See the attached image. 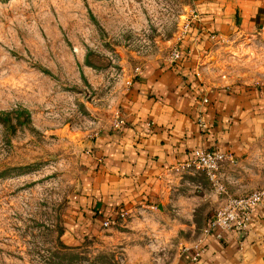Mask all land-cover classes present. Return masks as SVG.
Returning <instances> with one entry per match:
<instances>
[{
	"label": "rangeland",
	"instance_id": "374dc122",
	"mask_svg": "<svg viewBox=\"0 0 264 264\" xmlns=\"http://www.w3.org/2000/svg\"><path fill=\"white\" fill-rule=\"evenodd\" d=\"M192 15L191 0H0V264H174L199 244L218 204L200 172L161 207L70 221L97 135L135 77L182 53ZM200 67L264 84V34L227 37Z\"/></svg>",
	"mask_w": 264,
	"mask_h": 264
},
{
	"label": "crops",
	"instance_id": "0c3cea01",
	"mask_svg": "<svg viewBox=\"0 0 264 264\" xmlns=\"http://www.w3.org/2000/svg\"><path fill=\"white\" fill-rule=\"evenodd\" d=\"M191 1L180 59L135 77L118 113L125 125L101 131L92 144L86 183L70 204L78 216L77 223L70 221L79 230L87 232L91 222L113 211L161 207L175 194L179 178L192 175L197 181L199 172L218 196L215 210L227 197L264 188V84L209 83L200 76L201 63L220 41L234 34H264V0ZM195 149L230 156L218 172L227 194H217L202 171H174ZM211 218L199 244L174 264H264L261 205L253 208L244 233L227 231L221 239L208 231ZM196 252L200 255L193 260Z\"/></svg>",
	"mask_w": 264,
	"mask_h": 264
},
{
	"label": "built area",
	"instance_id": "2783aa9c",
	"mask_svg": "<svg viewBox=\"0 0 264 264\" xmlns=\"http://www.w3.org/2000/svg\"><path fill=\"white\" fill-rule=\"evenodd\" d=\"M190 28V24L187 26ZM181 53L177 52L172 56L171 62H176L180 59ZM206 100H203L205 103ZM125 125L123 118L117 115L113 128L120 129ZM149 126V124L147 125ZM201 128H205L204 124L200 123ZM230 158L229 155H224L220 152H213L204 149H195L192 154V158L174 168L175 172H181L185 170L195 169L204 172L211 185L217 192V194H227L224 187L219 183L218 172L221 164L225 159ZM257 205H261L264 208V188L257 189L249 193L248 195L241 197H227L224 203L218 207L209 222L208 231H212L217 239H221L224 232L233 231L235 233H244L247 230L249 220L251 218L252 210ZM125 211H113L114 218H105L101 221V224L106 227L114 222L119 216H123ZM200 253L196 252L193 256V260L199 257Z\"/></svg>",
	"mask_w": 264,
	"mask_h": 264
},
{
	"label": "trees",
	"instance_id": "16d2710c",
	"mask_svg": "<svg viewBox=\"0 0 264 264\" xmlns=\"http://www.w3.org/2000/svg\"><path fill=\"white\" fill-rule=\"evenodd\" d=\"M97 212V211H96ZM95 216H96V213H95ZM115 217V215L114 214H112L111 212H110V215H108L106 218H109V219H111V218H114Z\"/></svg>",
	"mask_w": 264,
	"mask_h": 264
}]
</instances>
